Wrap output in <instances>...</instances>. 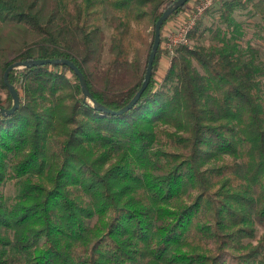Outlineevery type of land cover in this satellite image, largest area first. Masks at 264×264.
Returning <instances> with one entry per match:
<instances>
[{"label": "trees", "instance_id": "16d2710c", "mask_svg": "<svg viewBox=\"0 0 264 264\" xmlns=\"http://www.w3.org/2000/svg\"><path fill=\"white\" fill-rule=\"evenodd\" d=\"M173 1L0 0V109L5 70L43 59L73 62L99 106L122 109ZM245 9L262 48L233 17ZM216 13L188 35L214 44L178 47L157 85L160 42L121 115L96 110L67 66L8 73L19 106L0 114V264H264V0Z\"/></svg>", "mask_w": 264, "mask_h": 264}, {"label": "rangeland", "instance_id": "374dc122", "mask_svg": "<svg viewBox=\"0 0 264 264\" xmlns=\"http://www.w3.org/2000/svg\"><path fill=\"white\" fill-rule=\"evenodd\" d=\"M221 0H213V2L219 3ZM197 2V1H196ZM196 2L194 3V0H190L186 6L183 12H181L178 16L174 18H170L167 20L166 24L163 26L162 29V34L160 35L162 38L161 42V50L162 53L160 54V60L157 63V68L155 70L154 74V80L156 81L157 85L160 84L161 79L164 74V69L166 66H168V61L170 60V57L173 56L174 54H171L167 48V43H168V35H173V33L177 30H179L181 25H183L186 20H188V17L191 15V13L194 11L195 7L198 6L196 5ZM200 2V1H199ZM203 2V1H201ZM200 2V3H201ZM250 9H245V10H235L233 13V17L235 18L236 21L238 22H247L245 23V40L247 38H251V45L255 46L258 45L261 48L262 42L260 39H254V35H258V30L256 29L255 25L260 22V18L257 15H254L252 17L251 12L249 11ZM217 14L215 15L214 10L206 8L200 15L199 19L197 20L198 25V31L197 33L200 34L204 29H208L212 25L214 29L217 25ZM103 28L105 31V34L110 36L111 30L106 26L105 23H103ZM218 26V25H217ZM151 34H152V29L151 27L146 30V38H148V42L151 41ZM198 34L195 39H190L188 41L187 46L188 47H193L197 44L203 45V46H211L214 44V41L211 37L210 32H206L203 36L198 37ZM175 53V52H174ZM133 58V57H132ZM146 59V51L143 50V52L139 55L138 57V65H139V70L143 68L144 62ZM264 92V90H263ZM2 195L3 197H8L12 194H14V186L13 184L7 183L3 188H2ZM264 234V228H257V236H260Z\"/></svg>", "mask_w": 264, "mask_h": 264}, {"label": "water", "instance_id": "95a60500", "mask_svg": "<svg viewBox=\"0 0 264 264\" xmlns=\"http://www.w3.org/2000/svg\"><path fill=\"white\" fill-rule=\"evenodd\" d=\"M187 1L188 0H175V1H173L171 3V5H169L163 11L161 16L156 20V22L154 24L153 43H152L151 51L149 53L148 60H147V66H146V70H145V74H144V80H143L140 88L136 92V94L133 96V98L122 109H120L116 112H113V111H110V110H108L102 106H99L91 98L89 91L87 89L86 83H85L84 76L81 73V71L75 66V64L73 62L66 60V59H43V60H30V61H25L22 63H13L5 70V72L3 74V80H4V84L8 88L9 94L11 96L12 106L8 110L0 109V114L10 115L19 106V97H18L17 91L15 90L14 86L11 85L7 80L8 73L12 69H16V68L41 66V65H47V64H49V65H64V66H67L70 70H72L78 79V82H79V85H80V88H81L83 95L88 98V100L93 104V106L95 107L96 110L103 111V112H106V113H109L112 115H121V114L125 113L127 110H129L132 106H134L137 103L138 99L140 98V96L142 95V93L144 92V90L146 89V87L148 86V84L150 82V77H151V72H152V64H153L156 52H157L159 44H160V31H161V27H162L163 23L168 19V17L174 11H176L177 9L184 6Z\"/></svg>", "mask_w": 264, "mask_h": 264}, {"label": "built area", "instance_id": "2783aa9c", "mask_svg": "<svg viewBox=\"0 0 264 264\" xmlns=\"http://www.w3.org/2000/svg\"><path fill=\"white\" fill-rule=\"evenodd\" d=\"M213 2V0H205L195 7L194 11L188 17V20L181 25L180 29L175 31L173 35H168L167 48L174 54V51L181 46H186L188 43L189 32L194 28L197 20L199 19L201 13Z\"/></svg>", "mask_w": 264, "mask_h": 264}, {"label": "crops", "instance_id": "0c3cea01", "mask_svg": "<svg viewBox=\"0 0 264 264\" xmlns=\"http://www.w3.org/2000/svg\"><path fill=\"white\" fill-rule=\"evenodd\" d=\"M197 1V2H196ZM201 1H205V0H194V3L196 2V5H198V4H200V2ZM219 5H220V2L219 3H217V2H212L207 8L208 9H212V10H214V12H215V15L217 14L216 13V10L219 8Z\"/></svg>", "mask_w": 264, "mask_h": 264}]
</instances>
